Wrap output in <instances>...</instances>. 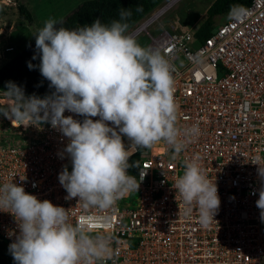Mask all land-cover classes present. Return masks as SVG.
<instances>
[{"label":"built area","instance_id":"obj_1","mask_svg":"<svg viewBox=\"0 0 264 264\" xmlns=\"http://www.w3.org/2000/svg\"><path fill=\"white\" fill-rule=\"evenodd\" d=\"M239 7L246 10L242 17L230 18L229 12L204 40L191 30L163 29L154 35L140 26L130 32L133 37L147 32L149 47L160 49L169 59L177 127L200 129L176 159L164 142L138 148L122 135L130 153L128 174L137 183L144 175L138 191L104 211L83 208L79 197L66 199L59 174L65 166L72 170L71 158L64 153L69 139L49 123L42 129L14 126L2 114L0 185H22L40 200L64 207L73 225L83 221L94 232L110 234L113 239L104 264H264V220L256 206L264 186L256 164L264 165V0ZM0 98L14 103L3 89ZM64 115L85 119L68 110ZM193 158L216 182L221 200L208 227L199 223L195 206L190 215L179 213V203L181 208L184 205L172 186L184 172V161ZM18 235L14 216L0 210V239L9 248Z\"/></svg>","mask_w":264,"mask_h":264},{"label":"clouds","instance_id":"obj_2","mask_svg":"<svg viewBox=\"0 0 264 264\" xmlns=\"http://www.w3.org/2000/svg\"><path fill=\"white\" fill-rule=\"evenodd\" d=\"M245 12L236 6L229 15L238 19ZM119 15L110 24L97 18L74 29L56 27L55 19L45 21L33 35L41 75L55 91L43 98L25 96L10 81L5 93L14 103L0 106V114L14 126L42 129L49 123L69 139L64 153L71 158L72 170L65 166L59 181L67 191L65 198L79 197L78 203L85 209L109 210L117 200L138 191L144 175L137 183L128 174L130 153L122 135L138 148L164 142L176 159L188 140L200 132L197 125L183 131L177 127L178 105L169 59L160 49L141 46L128 32L130 9L120 10ZM29 67L33 65L29 63ZM66 110L85 119L81 122L65 116ZM96 116L100 119L93 120ZM256 164L264 181V165ZM172 186L177 201L179 198L184 205L181 208L179 203V213L190 215L195 206L201 226L214 221L221 204L218 187L197 159L184 161V172ZM256 206L264 220V186ZM0 210L11 213L18 224L19 235L9 246L16 264H104L109 258L110 234L94 232L83 221L73 225L64 207L40 200L22 185H0Z\"/></svg>","mask_w":264,"mask_h":264},{"label":"rangeland","instance_id":"obj_3","mask_svg":"<svg viewBox=\"0 0 264 264\" xmlns=\"http://www.w3.org/2000/svg\"><path fill=\"white\" fill-rule=\"evenodd\" d=\"M83 1L85 0H25L33 16V21L28 22L20 16L15 0H0V67L35 39L33 34L44 26L45 21L48 19L59 21ZM213 1L162 0L130 26L128 32L145 25L154 35L163 29L172 32L196 31L207 17V9ZM229 12L223 16H216L214 18L216 25L224 21ZM134 38L141 46L149 47L151 37L147 32L142 31ZM6 48L12 49L7 51Z\"/></svg>","mask_w":264,"mask_h":264},{"label":"trees","instance_id":"obj_4","mask_svg":"<svg viewBox=\"0 0 264 264\" xmlns=\"http://www.w3.org/2000/svg\"><path fill=\"white\" fill-rule=\"evenodd\" d=\"M19 14L28 22L33 16L25 4V0H15ZM162 0H85L63 16L56 27L68 29L92 24L97 18L104 24L120 19V10L130 9L132 12L128 20L130 26L146 13L156 7ZM251 0H214L207 9V17L196 29L195 36L204 40L213 29L216 16H223L234 7L248 4ZM141 10H137V9ZM62 22V23H59ZM36 57L35 59L33 57ZM29 63L33 65L29 67ZM40 57L37 55L36 38L29 45L17 53L12 59L0 67V89L7 90L8 82H13L23 89L25 94H52L55 89L50 81L41 75ZM0 264H16L9 248L0 239Z\"/></svg>","mask_w":264,"mask_h":264},{"label":"bare ground","instance_id":"obj_5","mask_svg":"<svg viewBox=\"0 0 264 264\" xmlns=\"http://www.w3.org/2000/svg\"><path fill=\"white\" fill-rule=\"evenodd\" d=\"M153 20V19H152ZM151 20V21H152ZM150 21V22H151ZM146 26V25H145ZM145 26H143V27H145ZM8 102H9V99H7V98H0V104H2V106H6V104H8Z\"/></svg>","mask_w":264,"mask_h":264}]
</instances>
